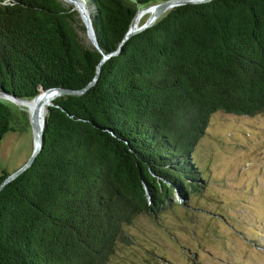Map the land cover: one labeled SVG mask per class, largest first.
<instances>
[{
  "label": "trees",
  "instance_id": "1",
  "mask_svg": "<svg viewBox=\"0 0 264 264\" xmlns=\"http://www.w3.org/2000/svg\"><path fill=\"white\" fill-rule=\"evenodd\" d=\"M84 1L102 53L62 0H0V91L84 89L138 11L168 0ZM19 109L0 99V144L28 126ZM220 111L264 114V0L173 8L107 60L89 90L54 100L35 162L0 192V264H108L141 215L157 222L188 207L173 203L178 189L183 200L202 194L196 148Z\"/></svg>",
  "mask_w": 264,
  "mask_h": 264
},
{
  "label": "rangeland",
  "instance_id": "2",
  "mask_svg": "<svg viewBox=\"0 0 264 264\" xmlns=\"http://www.w3.org/2000/svg\"><path fill=\"white\" fill-rule=\"evenodd\" d=\"M73 25L91 44L79 13ZM33 142L30 121L23 131L7 133L0 144V173L20 168ZM195 158L204 173L202 194L183 200L178 189L173 203L188 207L161 211L157 222L141 215L127 227L133 242L119 244L108 264H264V114L215 113Z\"/></svg>",
  "mask_w": 264,
  "mask_h": 264
},
{
  "label": "water",
  "instance_id": "3",
  "mask_svg": "<svg viewBox=\"0 0 264 264\" xmlns=\"http://www.w3.org/2000/svg\"><path fill=\"white\" fill-rule=\"evenodd\" d=\"M63 2L65 0H62ZM68 1H76V0H68ZM88 0H86L87 2ZM212 0H168L165 2H160L157 4H154L152 6H149L147 8L141 9L136 14L135 18L133 19V22L126 33L125 37L121 41V44L119 45L118 49L109 53V54H103V58L99 62L97 68H96V74L93 80L82 90H70V89H64V88H51V89H40V93L33 99H23L19 98L14 94H7L6 92L0 91V99L6 100L8 102H11L15 105L22 106L27 108L29 113V121L32 127V133L34 137L33 142V151L28 158V160L16 171L10 173L1 183L0 185V192L4 189V187L16 179L18 176L23 174L25 171H27L35 162L38 154L40 153L42 147H43V141H44V129L46 126V116L43 119L42 122H40L39 116L42 108L41 102L35 103V101L38 99V97L41 95V93H48L50 95L49 100H51L49 106H52L54 103V100L61 96H67V95H79L85 93L87 90H89L99 79L102 71V67L104 63L109 60L111 57L119 54V52L122 50L124 44H126L134 35H137L148 28L152 27L156 21L166 12L172 10L173 8L187 5V4H200V3H206ZM89 4V1H88ZM83 4H77L79 9V17L83 23L84 30L86 32V35L88 36L90 43L93 47H95L98 51L102 53V50L100 48L97 34L94 28L93 19H92V13H93V7L91 5H88L92 13H87V8L82 6ZM72 6V5H71ZM147 14V18L143 24L140 23V25L135 24V20L138 16H142ZM34 104L33 107L30 106V104ZM48 106V107H49ZM48 112V109H47ZM179 192V191H178Z\"/></svg>",
  "mask_w": 264,
  "mask_h": 264
},
{
  "label": "bare ground",
  "instance_id": "4",
  "mask_svg": "<svg viewBox=\"0 0 264 264\" xmlns=\"http://www.w3.org/2000/svg\"><path fill=\"white\" fill-rule=\"evenodd\" d=\"M66 4H69V5H72V8L77 11V14L79 13V7L77 6V4H83L82 6L86 5L85 1L84 0H76L75 2L74 1H68V0H65L64 1ZM87 8V5L84 6ZM87 13L90 14V10L89 8H87ZM147 15V14H145ZM145 15H142V16H138L135 20V24H138L140 25V21L144 18ZM50 98V95L48 93H41V95L38 97V99L35 101V103L37 102H41L42 104V108H41V112H40V116H39V119H40V122L43 121V119L45 118L46 114H47V109H48V105L50 104L51 100H49ZM33 103L30 104L31 107H33Z\"/></svg>",
  "mask_w": 264,
  "mask_h": 264
}]
</instances>
